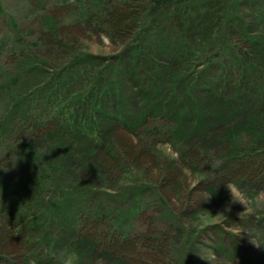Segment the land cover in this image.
I'll return each mask as SVG.
<instances>
[{
  "label": "rangeland",
  "instance_id": "374dc122",
  "mask_svg": "<svg viewBox=\"0 0 264 264\" xmlns=\"http://www.w3.org/2000/svg\"><path fill=\"white\" fill-rule=\"evenodd\" d=\"M0 1V89L5 92L0 93L4 125L0 137L15 123V115L22 117L24 103H36L37 120L49 119L36 128L37 140L27 146L39 161L19 171L12 186L21 184L27 201L46 210L65 200L64 209L71 210V199L79 198L112 203L134 220L130 238L119 241L128 242L122 250L126 260L112 251L101 259L74 251L56 258L54 264L69 260L71 264H264V178L240 176L242 165L218 168V156L225 154L230 161L235 156L237 148L225 140L230 132L237 133L233 127L243 133L250 128L247 119L254 111L248 112L244 105V113H234L238 106L234 98L241 101L237 91L246 83L238 58L246 51L251 57L258 53L249 43L255 39L261 42L258 55L264 61V0H194L190 4L198 6L172 12L182 11L180 16L164 20L158 14L153 19L161 23L155 21L147 30L142 24L135 40L122 38L128 32L114 40L105 34L108 25L90 15L96 11L94 2ZM148 4L149 0H139L116 10L131 13L138 22L142 15L137 8ZM16 38L25 46L36 45L27 63H23L26 53L13 44ZM251 57L245 58L247 63ZM258 96L251 95L248 101L255 103ZM163 106L166 117L160 115ZM144 112L148 113L145 129L137 126V133L109 116L119 113L138 124ZM260 115L264 134V111ZM215 123L221 127L205 131ZM88 125L100 127L101 135L94 130L92 136L84 133ZM244 143L238 151L248 150L245 139ZM96 148L100 152L89 155ZM56 151L58 156L53 155ZM97 157H104L105 164L99 175L88 162ZM52 167L60 170L59 188L49 185L54 182L48 174ZM162 194L179 221L163 215ZM112 217L106 216L108 220L96 228H110ZM61 221L68 224L65 216ZM49 230L54 237L62 233L52 226ZM156 231L166 236L154 235ZM15 234L13 248L0 252L17 262V257L28 256V250L25 236ZM151 241L158 248L148 246ZM164 243V260H160L158 249ZM84 244L89 246L88 241ZM37 247L44 253L52 248L44 240ZM27 258L33 264V258Z\"/></svg>",
  "mask_w": 264,
  "mask_h": 264
},
{
  "label": "trees",
  "instance_id": "16d2710c",
  "mask_svg": "<svg viewBox=\"0 0 264 264\" xmlns=\"http://www.w3.org/2000/svg\"><path fill=\"white\" fill-rule=\"evenodd\" d=\"M42 1V0H41ZM62 3H67V0H61ZM79 2V5H81V3L84 0H77ZM86 3L89 1L96 3V11L95 14L91 13V17L97 18L96 20L100 21L99 23L101 24L102 21H104L107 25H108V29L107 32H105V34H108L109 36L115 38V37H121L122 34L128 32L125 35H122L123 37H126L125 39L129 38L132 40H135L140 32L137 31L138 28L140 26H142V24H145V28L146 30L148 29V27H151L150 24H152L153 22L156 21V23H161V19L159 20H155L153 19V17H156L158 14H163L164 15V20L168 17H172V16H180L182 14L181 13H172L174 10H179V9H186V8H190L189 6H192L193 4H190L191 2L194 3V0H149V4L150 6H142L137 8V11L139 10V14L142 15L138 18V22L135 21L134 16L132 17L131 13L130 14H126V12L123 11H119L116 10V8L118 6H126V7H130L131 3L132 5H134L136 2L138 3L139 0H117L115 7H112L113 5H111L110 3H107V1L105 0H85ZM114 1V0H111ZM129 5V6H128ZM199 5V4H198ZM198 5H193V7L198 6ZM126 7H122V8H126ZM121 8V7H120ZM136 8V7H135ZM236 8V7H235ZM2 10V3L0 1V11ZM86 11V9L84 10ZM134 12V9L131 10ZM143 11H145L143 14H141ZM148 12V15L143 19V21L140 23V19L142 17H144L146 15V13ZM185 12V11H184ZM183 12V13H184ZM138 14V16H139ZM171 14V15H170ZM174 14V15H173ZM150 19V22H147L148 24H146V20ZM199 20V19H198ZM134 25V26H133ZM16 26V25H15ZM54 28H52L51 30H53ZM132 30H135V32H132ZM132 33V34H130ZM57 34V33H56ZM130 34V35H129ZM128 35V36H127ZM55 36V34L52 35V37ZM114 40V39H113ZM116 40V39H115ZM246 40V39H245ZM23 41H21L20 38H16L15 39V43L14 46L15 48H18L21 52L24 51L25 54V60L23 61V63H27L29 62L28 58L30 54H34L35 53V48L36 45L35 43L33 44H27L26 46L22 43ZM56 42V41H55ZM249 42V41H248ZM250 43V47L251 49L255 48V51H257L258 53L261 52V50L263 49L261 46V42L258 40H251ZM1 48V47H0ZM219 51H217V53L215 54H219ZM258 53H254V56H252V54L248 51L243 52L244 56H242V58H238L239 61V66L242 67L245 71V75L243 76L244 78H246V83L243 84L242 89L237 91L238 97L241 99V101H239L237 98L236 101L238 102V106L235 108L234 113L235 114H241L244 113L246 111V109L244 108V105L247 107V111L253 114L248 117L247 122H249L250 128H248L244 133L242 132V130L238 127H233L235 129V131L237 133H231L230 132V138H225L226 141H230L231 142V146L232 148L235 146V156H231V158H233V161H230L229 158H224L225 154L218 156V160L219 163V169L222 168H230L233 166H238V165H242V169L244 168L245 170L243 171L242 169L240 170L242 172V174H240V176H252L253 175V179H262L264 178V151L262 153H260L263 149H264V145L261 144V142L264 140V134H262L261 132V126H263L262 120H263V115H260V113L262 111H264L261 109V105H263V101H264V61L262 60V58L258 55ZM24 54L21 55V57H23ZM39 58V56H37ZM250 59V57L252 58V61H250V63H247V59ZM40 59V58H39ZM211 57L208 59L210 60ZM21 60V59H20ZM20 62V61H19ZM257 82V87H255V83ZM239 87V86H238ZM210 91H212V89H210ZM0 93H5L3 90L0 89ZM254 94H259L258 97H256V102L254 103L252 100L248 101V99H250L251 95ZM18 99H13V101H17ZM248 101V102H247ZM24 106L22 107V112L24 113L22 115V117H24V119H31L32 116L28 115L29 111H30V107L34 106L36 107V103L32 104H23ZM10 109H13L12 107ZM151 113L155 112L154 107H152L150 109ZM200 111V110H199ZM102 113V111H100ZM119 113H123L122 111L118 110ZM201 112V111H200ZM118 114H114L113 115H109L110 117H113L114 119H118L120 122H124L127 126H129V128H133L130 122H128V118L122 117L123 115H119ZM160 115L164 114V106L162 108H160ZM148 113L144 112V114L141 116V118L139 117V123L144 124V119L145 117H147ZM8 115V114H7ZM116 115V116H115ZM164 117H166V115H163ZM162 116V117H163ZM161 117V118H162ZM231 119V118H230ZM45 121L49 122L48 117H46ZM45 121L41 122L40 120L38 121L35 117L33 122L29 123V129L27 130H22L19 127H16L15 125H13L14 123H12L6 130V134L0 138L4 139V137H6V135H8V132L10 130V128L15 129L18 133L19 131H22V135H27L26 139V143H25V148L24 150H22V157L25 158V160L30 159L32 162H36L39 161V156L37 155V153L35 151H27V146H30L31 144L29 143L31 140H37L35 139L36 134L35 131L37 132L36 128L41 126V123H43V126L47 125L45 124ZM98 121V120H96ZM50 122H54V119H50ZM98 123V122H96ZM75 124L73 121L70 123V126L74 127ZM217 124L219 123H215L214 126H217ZM100 125V122H99ZM2 128H4V125L2 122H0V133H2ZM85 128V132L86 134L89 135H93V133H95L96 131V135L100 136L101 134L99 133L100 127H92L91 125H88V127H84ZM206 128V127H204ZM212 128V127H211ZM210 129H205V131H211ZM94 130L95 132L91 131ZM154 130V129H153ZM207 133V132H206ZM32 135L31 139L30 135ZM60 138H58V141ZM244 139L247 141V145H248V150L245 152H240L238 151V147H242L245 143H244ZM62 140V138H61ZM96 141V140H95ZM52 142H55L54 140H52ZM214 142V140L212 141ZM95 143H98L97 141ZM237 146V147H236ZM262 147L261 149H259V147ZM98 147V144H97ZM100 152V150H98L96 148V150L92 153H89V155H94V154H98ZM45 155V154H44ZM53 155L58 156V151L54 152ZM104 158V157H103ZM97 157L95 160H91L89 159L88 162L90 164V167L92 169H94V171L96 172V175H99L100 169H102V167L105 165L104 164V159ZM110 158V157H109ZM64 160V158H61ZM106 159V157H105ZM109 160L108 158L106 159V161ZM56 161H60L59 157L56 158ZM63 162V161H61ZM110 162V161H109ZM245 166V167H244ZM249 166H252L251 169H249ZM61 167V166H60ZM255 168V169H254ZM226 169V170H227ZM258 169H260V171H258ZM224 170V171H226ZM92 170L91 173L94 172ZM60 173V170H56L54 167H52L51 169H49L48 174L49 176L54 180L52 185L51 183L49 184L50 186H55L56 181V177L57 174ZM102 174V173H101ZM227 174V173H226ZM165 177V176H164ZM216 183V182H215ZM215 184H213L210 189L213 188ZM21 186L18 185V187L16 188H12L13 190H10L11 192V199L12 202L10 203L13 207L17 208V202L20 200H25L27 201V195L24 194L23 189L20 188ZM60 187V186H59ZM56 187V188H59ZM143 192V191H142ZM161 197V202L164 203L165 208H164V212L163 215L165 217H169L172 221H176V219H178V221L180 220V217L178 215H175L174 212L172 211V209L169 207L164 194H162ZM78 198V197H77ZM79 199V198H78ZM78 199H76L78 201ZM88 201V200H86ZM84 202V201H83ZM90 202V201H88ZM29 204L31 205L32 203L29 202ZM19 213H21L20 209L17 208ZM116 209H120V208H116ZM120 214L121 215H125L127 212L125 211V209H120ZM123 219L119 218V217H114V221L115 224H118L122 221ZM32 225L34 226H38V227H33L35 228V231H26L23 230V232L21 233V235L25 236V242H26V249L28 250V256L33 258V264H54V260H56V258L58 260L63 259L64 257H68V253L70 252H74V251H78V250H69L66 248L65 246V240L67 238H65L64 234L62 233H57L60 236H53L52 232L49 230V227L47 225H44L42 223L38 224V223H32ZM15 228L16 226H14L11 230L7 229L6 226H1L0 227V248L2 249H12L13 245H15V243L13 241H17L18 237L16 236L15 232ZM157 232L160 231H156L153 234L155 235ZM161 235L163 234L164 236H166L165 232H160ZM50 234V238H48L47 236ZM48 242L51 245V252L50 253H44L42 251L39 250V248H36V245L41 243V242ZM97 240V237L92 236L90 237V239H88L89 243H94V241ZM127 239H119V240H112L109 236H104V239H102V243L100 244V247H97V254L96 255H87L85 253H81L80 251L79 254L82 256H90V258H94V257H98L99 259L102 258V256L107 255L109 257V253H111L110 251L113 252V255L117 258L122 257L123 259L126 260L125 256L126 254L124 252H122V250L125 251L124 249V245L128 242H126L125 244H121L119 243V241H125ZM173 242H175L173 240ZM141 244H142V240H141ZM155 243H153L152 241L150 242V244L148 246H150L151 248L155 249L158 248L154 245ZM140 245V244H138ZM131 248L132 246L129 245ZM135 246V245H134ZM165 248H166V244L164 243V245H161V248L158 249V251L160 252L158 255L161 256L162 258L160 260H164V252H165ZM37 249V251H36ZM130 249V248H129ZM126 249V250H129ZM23 252V251H22ZM68 252V253H67ZM134 256V257H133ZM0 258L5 259L7 261H11L13 264H15L14 261H12V257L10 255L4 254L3 252H0ZM131 258L135 259V255H132ZM128 261V259H127ZM158 262V261H156ZM103 264V263H101ZM157 264V263H154ZM160 264V263H159ZM161 264H164L161 263Z\"/></svg>",
  "mask_w": 264,
  "mask_h": 264
},
{
  "label": "bare ground",
  "instance_id": "6f19581e",
  "mask_svg": "<svg viewBox=\"0 0 264 264\" xmlns=\"http://www.w3.org/2000/svg\"><path fill=\"white\" fill-rule=\"evenodd\" d=\"M105 1L113 5L112 7H115V5H117V0ZM232 47L234 49L236 48L235 46ZM263 108L264 103L263 105H261L262 110ZM39 114L40 111H38L36 107L31 106L28 115L32 116V118L24 119V117L15 115V123L13 125L25 131L29 129V123L33 122L35 117ZM53 117L57 116L53 113ZM42 124L43 123H41V125ZM137 126H140L142 130L145 129L144 124L142 123L133 124V128L130 129L134 130L137 133ZM220 127L221 124H217V126H213L211 130L215 131ZM14 129L10 128L8 135H6L4 139L0 138V220L2 226L8 227L9 230L16 226L15 233H22L23 230L29 232L35 231V228L38 226H33L32 223H42L44 225H47L49 228L52 226L57 232H62L64 235L66 234L67 239L65 240V246L67 249L71 251L76 249L81 253H85L87 255L97 254V247H100L104 236H109L113 241L122 238H130V236L132 235L131 233H133L131 232V230L133 231L134 225V220H132L133 216H130L127 213L125 215H121L120 209H116L117 205H113L109 202L100 204L96 200L94 201V203H92V201L88 202L83 199H78V201L76 199H71L72 205L74 207L71 210H68L67 207H65L64 209L63 206H67L66 200L57 207L46 210L40 205L32 206V204L30 205L28 201L20 200L17 202V208L20 209L21 213H19L16 207L11 208L12 205L10 203L12 202V195L10 190H13L12 183L14 180V176L19 171H22L23 168L29 170L32 164V161L30 159L25 160V158L22 157V150L24 149L25 143L27 142L25 139L27 135H22V131H19L18 133ZM45 152L46 151H44V154ZM51 184L54 185L53 183ZM60 184L61 182L57 181L55 183V186L59 187ZM18 185H20V188L23 189L21 184H16V187H18ZM63 212L64 214L62 215ZM110 214L111 216H113L110 219L111 222H109L112 223L111 227L96 228V226H99L102 223L106 222L108 220L106 219V216ZM62 216H65L67 218L68 224H65L61 221ZM115 216L123 220L120 223L115 224ZM8 220H10L11 223H9ZM92 236L97 237V240L94 241V243L90 242L87 248L84 243L88 241V239H90V237ZM47 237L50 238V234ZM13 242L16 243L17 241ZM27 257L28 256L26 255L19 256L16 258L17 262H14L15 264H30L27 263ZM0 259L2 260L0 264H5L3 259Z\"/></svg>",
  "mask_w": 264,
  "mask_h": 264
},
{
  "label": "clouds",
  "instance_id": "9594fccd",
  "mask_svg": "<svg viewBox=\"0 0 264 264\" xmlns=\"http://www.w3.org/2000/svg\"><path fill=\"white\" fill-rule=\"evenodd\" d=\"M227 187L230 189V191L232 193L233 200H237L236 197H235L234 189L230 185L227 186ZM220 214H223V213H220ZM217 215H219V214H217ZM68 264H71V261L70 260H69Z\"/></svg>",
  "mask_w": 264,
  "mask_h": 264
}]
</instances>
